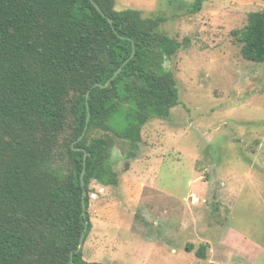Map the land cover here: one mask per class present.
<instances>
[{
  "label": "trees",
  "instance_id": "1",
  "mask_svg": "<svg viewBox=\"0 0 264 264\" xmlns=\"http://www.w3.org/2000/svg\"><path fill=\"white\" fill-rule=\"evenodd\" d=\"M93 1L105 15L91 0H0V264H89L78 248L85 224V241L92 230L90 184H118L115 139L136 151L143 127L179 104L165 63L183 44L160 32L163 20ZM234 34L243 59L263 64L264 11ZM134 50L108 88L95 87Z\"/></svg>",
  "mask_w": 264,
  "mask_h": 264
},
{
  "label": "rangeland",
  "instance_id": "2",
  "mask_svg": "<svg viewBox=\"0 0 264 264\" xmlns=\"http://www.w3.org/2000/svg\"><path fill=\"white\" fill-rule=\"evenodd\" d=\"M114 1L183 44L165 63L179 104L143 127L136 151L115 139L118 184H90L83 261L264 264V63L243 59L234 34L264 0ZM113 125L126 129L124 113Z\"/></svg>",
  "mask_w": 264,
  "mask_h": 264
},
{
  "label": "water",
  "instance_id": "3",
  "mask_svg": "<svg viewBox=\"0 0 264 264\" xmlns=\"http://www.w3.org/2000/svg\"><path fill=\"white\" fill-rule=\"evenodd\" d=\"M91 1L93 2L95 8H96V9H97L102 15H105L104 12L101 10V8H100V7H99V6H98L93 0H91ZM109 22H110V24L113 23V21H112L111 19H109ZM134 56H135V50L133 51L131 57H130L129 59H127V60L125 61V63H124L121 67H119V69L114 73V75L112 76V78L109 79V81L107 82V84H105V85L97 84L95 87H100V88H102V89H106V88H108V87L111 85L112 81H113L115 78H117V77L119 76V74L121 73L123 67H124L125 65H127V64L130 62V60H131L132 58H134ZM88 99H89V93L87 94V102H88ZM89 121H90V114L88 113V118H87L86 128H85V131H84L83 135L80 137V140H82V139L84 138L85 134H86V131H87V128H88V124H89ZM88 157H89V154H88V153H85V156H84V161H85V163H86V160H87ZM85 163H84V165H85ZM84 176H85V166H84V170H83L82 175H81V185H82V187H83V189H84V193H83V197H82L83 216L86 217V216H87V207H86V200H85V199H86V197H87L88 194H87V192H86V190H85ZM87 231H88V223L85 224L84 232H83L82 235H81L80 243H79V248H78V252L83 250V247H84V244H85V239H86V233H87ZM71 258L73 259V256H71ZM72 263H73V260H72ZM73 264H75V263H73Z\"/></svg>",
  "mask_w": 264,
  "mask_h": 264
}]
</instances>
